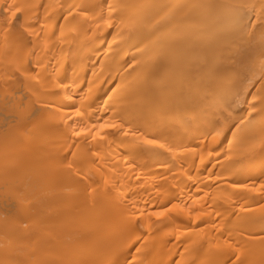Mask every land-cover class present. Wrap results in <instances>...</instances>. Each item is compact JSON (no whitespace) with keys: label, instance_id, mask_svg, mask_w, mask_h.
Wrapping results in <instances>:
<instances>
[{"label":"bare ground","instance_id":"bare-ground-1","mask_svg":"<svg viewBox=\"0 0 264 264\" xmlns=\"http://www.w3.org/2000/svg\"><path fill=\"white\" fill-rule=\"evenodd\" d=\"M0 264H264V0H0Z\"/></svg>","mask_w":264,"mask_h":264}]
</instances>
